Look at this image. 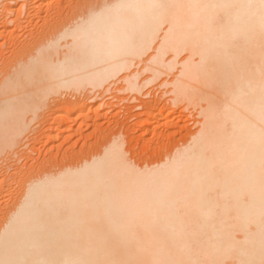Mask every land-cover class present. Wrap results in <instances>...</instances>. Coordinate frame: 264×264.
Instances as JSON below:
<instances>
[{"label":"bare ground","instance_id":"6f19581e","mask_svg":"<svg viewBox=\"0 0 264 264\" xmlns=\"http://www.w3.org/2000/svg\"><path fill=\"white\" fill-rule=\"evenodd\" d=\"M88 9L11 68L0 91L40 74L54 95L81 94L140 63L151 80L178 66L166 80L171 100L199 104V128L180 143L163 139L146 167L131 163L114 135L76 162L63 154L33 174L18 170L22 192L0 226V264H264V0H92ZM132 72L124 91L141 90ZM72 96L68 116L52 124L47 115L46 128L58 132L46 140L71 130L63 121L73 108L85 115ZM10 100L0 101V152L33 119L24 120L26 100ZM168 116L158 118L165 129ZM151 117L141 120L143 133Z\"/></svg>","mask_w":264,"mask_h":264},{"label":"rangeland","instance_id":"374dc122","mask_svg":"<svg viewBox=\"0 0 264 264\" xmlns=\"http://www.w3.org/2000/svg\"><path fill=\"white\" fill-rule=\"evenodd\" d=\"M91 1L92 0H45L44 6L39 9L37 4L39 0H0V20L2 19L0 22V81H2L1 79L7 75V72L10 71L11 68L16 67V65H20V63L28 59L31 54L34 52L36 53L40 46L42 47L45 43H49L55 39L56 36L58 37V35L64 32L63 29L66 30L65 27L67 26V23L72 24L77 20L79 21L82 16L86 15V12H88L87 10H89L88 8L91 6ZM97 1L101 0H94V3L96 4ZM112 1L113 0H107V2ZM9 8H11L12 12L8 10ZM56 19L64 22L63 26L59 23L62 27L54 25V21L56 24ZM15 20L19 21L18 24H16L17 21ZM66 38L68 37H65V41L67 40ZM60 40V43L65 42H63L64 38H60ZM60 48L63 49L64 47L61 46ZM170 54L171 53H167L165 58L170 57ZM182 55L183 54H181V56ZM27 56L28 58H26ZM144 56L143 58H146V55ZM181 56H179V60L183 57ZM142 65L144 64L140 63L138 65H134L135 67L132 66L128 70L130 74L132 71H137L139 73L137 82L142 86L139 91L136 89H129L130 91L125 89L126 91H124V88H126V82L123 76L130 75L128 71L127 73L126 71H123L118 77L103 84L104 86H97L98 88H91L90 86H87L84 90H80V92H82L81 94L79 92V94L74 92L76 94V98H74L75 94L71 91L73 89L70 88H64L65 91L61 89V91L54 95L53 89H51L50 80L48 81L45 78V75L40 74H35L33 76L35 78L32 77V81L31 79L28 81L23 80L22 78L15 86L17 87L16 89L14 87V89L9 88L10 91H8L9 89H6L4 92L0 91V98H4L0 99V101L11 99V103L15 102L20 104L22 100H26L23 102L25 103V105L23 104L25 107L22 106L24 108V113L27 112L24 114V120L29 121V118L33 117L32 122L30 121V124L27 126L28 129L26 128V130L18 136V139L21 141L17 139L15 142L16 145L7 146V148L0 152V180L4 181H1L3 183H0V187H5L4 189L0 188V226L3 224L6 216L5 213L8 211V208H11L12 204H14L21 196V184H18V181L17 183L15 182L17 180H15L17 177V174L15 175V173H17L18 170L20 174V171H22V174L24 175L26 172L33 174V172H35L33 171L34 166L36 168V166L52 160L54 156L59 159L63 154H67L66 156L69 155L68 157L70 158L68 161L76 162L80 153V156L85 158L91 153V151L97 150L99 146L106 143V141L112 140L116 135H119L122 139L123 151L128 160L134 165H136V163L139 165L146 164V167L148 162L151 165L155 159L157 160L159 158L155 154H157V148L158 151L163 150V148H161L163 144L161 141L163 139H165L163 142L168 140L170 145L180 143V141L183 142V140H185L191 132L193 133L199 128L201 116L199 114L200 108L198 107L200 105L192 103L186 107L184 102L175 104L171 100L172 93L168 91L171 89L169 82L172 77V72L178 69V66H176V69L174 68L170 74L164 73L161 74L162 76L160 75L161 77L151 80L152 72H149V70H147L148 73L146 71L142 72ZM166 74L168 76H164ZM166 80H169V82ZM112 81H115V84ZM13 90H16L15 93L19 94L16 95ZM12 93L19 97L17 98L18 100L21 98L20 101L17 99L12 100L14 96ZM69 96H72L71 99H73V101L80 96L77 100L79 103L74 104V107L77 106L76 108H81L82 106L83 108L81 109V112H85V115L82 113L83 116L80 115V117H78L80 109L74 111L75 108H73L70 110L71 112H69V116H71L73 120H68L69 122L64 120L65 123L63 121V125L64 128H69L71 126V130H63L57 139L48 141L46 139H48L50 135L56 134L58 131H55L57 130L55 125H53L55 129L52 125H50L54 130H51L52 128H46V126H48L46 125L47 115H50L52 124H54L58 119H64V116H68V112H66L63 108L65 102L64 100L68 99ZM22 97L24 99H22ZM40 101L42 102L40 103ZM58 102L59 104H57ZM145 102L147 105L149 103L150 106H143ZM80 103L81 106L79 105ZM193 104H195V106ZM93 106L95 108H99L94 112H87V109L90 107L93 108ZM167 112L169 116L166 120V124L169 127L165 129V127L160 125L163 122H160L158 118L164 114L166 115ZM86 114L88 115L86 116ZM147 114L152 116V120L155 121L158 119L159 122L157 121L158 123H156L152 121L148 131L143 133L144 128L140 125V122L147 116ZM155 115L158 117L153 118ZM176 116H180V120H176L174 118ZM136 123H138V125ZM162 128L164 132L162 131ZM43 132H46V134ZM188 133L190 134L187 135ZM44 141L46 144L43 143ZM38 149L42 151V155L40 159L36 160V151ZM73 154L75 157L71 159ZM57 158H54L56 160L53 159V161H57ZM18 176L20 177L19 174Z\"/></svg>","mask_w":264,"mask_h":264}]
</instances>
